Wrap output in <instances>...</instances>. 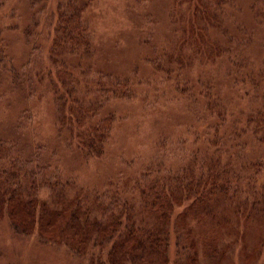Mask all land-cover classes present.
Instances as JSON below:
<instances>
[{"label": "rangeland", "instance_id": "obj_1", "mask_svg": "<svg viewBox=\"0 0 264 264\" xmlns=\"http://www.w3.org/2000/svg\"><path fill=\"white\" fill-rule=\"evenodd\" d=\"M75 10L84 45L69 55L58 42L56 52L62 15ZM0 55V169H44L70 184V201L111 190L137 206L133 188L149 169L177 173L214 149L233 164L238 155V166H264V131L254 123L264 117V0H0ZM103 85L116 94L88 115L95 126L114 122L104 154L90 156L69 119ZM236 127L247 128L238 140ZM36 193L47 206L32 233L14 231L10 207L0 208V264H109V244L86 247L70 238L63 231L69 208L58 206L46 184ZM54 212L62 217L45 226ZM262 218L241 220L249 241L264 236ZM263 245L253 246L255 257L240 245L225 258L264 264Z\"/></svg>", "mask_w": 264, "mask_h": 264}, {"label": "trees", "instance_id": "obj_2", "mask_svg": "<svg viewBox=\"0 0 264 264\" xmlns=\"http://www.w3.org/2000/svg\"><path fill=\"white\" fill-rule=\"evenodd\" d=\"M78 17L77 10L69 18L62 15L65 27L58 31L63 39L57 37L56 52L60 49L58 42L66 43L69 55L78 53L84 45L76 27ZM97 82L101 84V80ZM116 83L120 86L117 81L112 85ZM109 87L111 85L97 86L98 98L75 108L69 119L70 129H77L76 134L72 131L73 139L90 156L104 154L114 119L105 118L95 126L88 110L96 113L103 107L102 98L116 94ZM63 117L68 120L66 115ZM254 123L259 131H264V117ZM246 131L247 128L240 132L236 127L233 135L238 140ZM212 154L201 165H197L195 158L177 173L163 174L149 169L133 188L139 196L137 206L133 200H124L119 192L111 190L105 194L94 190L70 201L65 194L70 184H60L57 178L47 177L46 170L39 167L28 170L26 163H12L8 171L0 169V208L10 207L9 218L14 231L29 234L31 230L32 233L42 218H37L38 211L44 207L43 212L47 206L36 188L46 184L57 198L58 206L69 208L70 218H66L64 233L73 239L83 238L86 247L92 244L104 249V244H109V264H230L225 257L233 255L240 245L255 257L258 254L255 248L264 244V236H254L249 241L240 227L241 220L263 217L264 221V166L259 161L249 160H241L238 166V155L233 164L234 160L224 159L219 149L212 150ZM21 181L23 184L19 186L17 183ZM14 182L17 183L14 185ZM46 217L45 226H48V221L62 216L54 212ZM199 226L198 234L193 235L192 230ZM249 262L252 264L251 260Z\"/></svg>", "mask_w": 264, "mask_h": 264}]
</instances>
